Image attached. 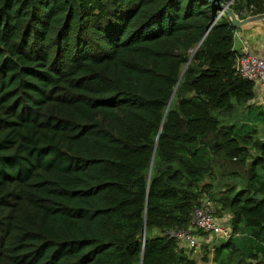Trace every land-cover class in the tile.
Returning <instances> with one entry per match:
<instances>
[{"label":"trees","instance_id":"trees-1","mask_svg":"<svg viewBox=\"0 0 264 264\" xmlns=\"http://www.w3.org/2000/svg\"><path fill=\"white\" fill-rule=\"evenodd\" d=\"M216 13L0 0V264H264V110ZM203 198L231 234L179 246Z\"/></svg>","mask_w":264,"mask_h":264},{"label":"built area","instance_id":"built-area-1","mask_svg":"<svg viewBox=\"0 0 264 264\" xmlns=\"http://www.w3.org/2000/svg\"><path fill=\"white\" fill-rule=\"evenodd\" d=\"M233 69L239 76L250 80L255 88H264V56L248 49L241 43L234 58ZM230 216L226 213L215 215L211 202L203 198L193 208L188 225L184 229L166 230L165 233L176 239L179 246L197 249L207 244L210 238L227 239L231 234ZM195 230L207 234V238L196 235Z\"/></svg>","mask_w":264,"mask_h":264},{"label":"crops","instance_id":"crops-1","mask_svg":"<svg viewBox=\"0 0 264 264\" xmlns=\"http://www.w3.org/2000/svg\"><path fill=\"white\" fill-rule=\"evenodd\" d=\"M234 41L233 45L235 49H238L241 46V43H245L248 49L254 51L255 53L264 56V27H252L248 30L234 31ZM254 96L248 104L250 106H260L264 110V88H254ZM219 241H215L214 244H217ZM192 252H199L193 250ZM210 255H208L209 257ZM210 261V260H209ZM211 264V262H209Z\"/></svg>","mask_w":264,"mask_h":264},{"label":"water","instance_id":"water-1","mask_svg":"<svg viewBox=\"0 0 264 264\" xmlns=\"http://www.w3.org/2000/svg\"><path fill=\"white\" fill-rule=\"evenodd\" d=\"M214 6L217 9L216 17L224 14L225 18L229 21L231 26L239 31L248 30L252 27H264V12L249 14L244 17H239L231 7L228 6V2H220L219 0H204ZM144 236V229L141 231V237Z\"/></svg>","mask_w":264,"mask_h":264},{"label":"rangeland","instance_id":"rangeland-1","mask_svg":"<svg viewBox=\"0 0 264 264\" xmlns=\"http://www.w3.org/2000/svg\"><path fill=\"white\" fill-rule=\"evenodd\" d=\"M212 240H213V238H212ZM196 251H198V250H196ZM201 256H202V250L201 249L199 250V252H196V253L189 251V257L192 258V260L194 261V264H210L208 256H207L208 260L205 262L201 260Z\"/></svg>","mask_w":264,"mask_h":264}]
</instances>
